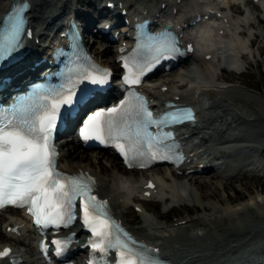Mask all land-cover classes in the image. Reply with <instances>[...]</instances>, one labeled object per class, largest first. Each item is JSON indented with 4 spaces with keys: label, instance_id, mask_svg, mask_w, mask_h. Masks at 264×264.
<instances>
[{
    "label": "bare ground",
    "instance_id": "1",
    "mask_svg": "<svg viewBox=\"0 0 264 264\" xmlns=\"http://www.w3.org/2000/svg\"><path fill=\"white\" fill-rule=\"evenodd\" d=\"M10 1L0 0V14L5 11ZM28 1L30 9L27 14L32 39L43 36V29H48L47 32L50 33L51 28L54 25L57 26L56 20L59 16L65 14L67 8L70 9L69 11L74 10L82 18L84 30H87L91 35L92 28L90 27H95V23L103 20L108 15L107 13L111 12L102 6L104 0H83L82 7L78 8L67 7V2L70 0H65V2L59 5L55 13L44 17L43 13L41 14V9L50 4V2L48 0ZM78 1L75 0V5L76 3L79 4ZM115 1H121V4L124 3L132 16L134 15L132 10L135 9L132 6L133 1H137V5L145 2L146 4L139 5L140 12L146 10L153 13L156 11V14L149 15V17L167 19L169 23L174 25L176 32L180 30L183 37L192 38L195 46V51L189 60L175 71L176 78L181 82L178 87H168V84L164 80H161L157 84L155 79L152 83L149 82V85H151L150 89H146H148V94L155 99L163 100L169 98L177 102L184 101L194 105L197 109V121L195 124L187 130L180 131V135L182 136L180 140L183 147L186 148L193 143L187 152L190 156L197 154L196 159L188 162L192 167L190 173L177 174L172 170H168L158 176V179L154 174L149 173V170L139 171L148 172L149 176H154L155 188L149 191V193L155 194L161 197V199L164 197V203L168 201L178 202V204L184 203L188 200V197H191V191L182 181L176 179L185 177L186 179L189 178V185H193L198 190V198L208 199L209 197H215L217 202L222 203L216 190L212 188L213 181L223 178L227 182H222L230 184L236 182L240 184L247 179H256V177L247 174L248 171V173L250 171L260 172L264 167V164L257 160L252 152H248L252 149V144L255 141L252 135L245 132H252L253 129H255L252 132L253 134L259 132L260 128L257 130L253 127L257 124L255 123L256 117L248 115L247 118V116L234 112L235 108L233 106H235V103L241 104L240 97L245 95L244 92L242 94L241 91L237 90L238 88L235 87L236 85H234L233 81L223 80L217 75L218 72H222L221 67H226L229 70L231 73V77L229 78L231 79L239 75L232 70L239 64V60L234 57L233 53L247 47V44L243 38H239L238 36L245 35V30L243 20L239 18L240 15L236 13L235 7L236 3H242L248 7L251 0H222L220 2H216V0H203L201 3L195 0H179L178 2L176 0H173V2L171 0H160L159 6L155 9L150 8V2H146L145 0ZM253 6L263 8L264 13V0H257V3H254ZM251 7H248L249 11L247 10V15L245 16L248 17H244L245 20H248L251 15ZM205 14H207V18L196 23L193 27L184 24L192 16L194 17V15L202 18ZM216 15L219 16L216 17ZM126 17L128 18V15ZM261 22H263V19H256L257 25ZM246 27L250 28L251 24L248 22ZM119 28L123 30V27ZM97 33L100 32L97 31ZM99 38L100 40L94 39L91 42L92 48L95 47L94 44L100 41L101 43H99L98 48H100V45L102 47L105 45V48L102 49L105 52H110L111 50L109 45H107L106 39L102 36ZM256 38L257 35L253 34L248 39L251 46L253 45L252 41H255ZM113 43L117 44V42ZM29 44L30 49H34V45L31 42ZM114 49H116V46ZM104 51L97 50L96 57L107 64L109 63L108 60L102 58L104 57ZM31 55H33L32 50L29 51L27 58ZM114 55L115 53L113 52ZM206 55L208 56L207 59H205ZM240 57H244L243 54ZM162 86L165 87L164 90H161ZM185 86H188L189 90H180V88ZM192 90H198V95H193ZM251 112L255 116L257 115L254 110ZM238 122H242L243 126L238 128V132L240 133L234 134L232 131ZM263 129L260 131L264 135ZM261 133L260 136L263 138ZM76 141L74 135L71 134L66 137L64 143L59 144L61 152L58 166L68 171L81 169L92 174L96 180L95 187L98 194L101 198L107 199L115 216L125 225L129 222L125 217L128 213L127 206H130V203L137 205L134 210L137 214L140 216L144 215L148 207L143 206L144 202L140 204L137 195L144 190L143 184L145 180L139 183L137 179L132 181L131 176L127 177L126 174H122L123 167L121 168L120 163L114 160L115 157L113 158V155L108 151H106V154H108L106 158L109 160V163H107L111 168L106 167L105 164L104 166L100 165V163L91 165L90 156L85 152L84 148L76 144ZM229 143L233 145L230 149L227 148V151L219 149V147H229L231 145ZM220 156H224L225 158L234 157L238 161V165L232 168L227 175L224 172L215 171L212 165L210 167V164H208L209 158L218 160ZM204 157L208 158L204 160ZM198 168L201 169L200 174L196 171ZM110 169L112 172L108 173ZM178 169H181V167ZM124 171L128 170L124 169ZM128 172L135 171L129 170ZM122 175L126 177L124 178ZM207 189L208 191H206ZM262 191L263 189H260L258 195ZM224 200L228 201L232 200V198L225 196ZM262 203H264V198L262 199L261 196L256 200L249 199L242 202L235 208L228 205L226 208L219 209L210 202L209 209H211V213H206L207 216L193 218L188 221H179L171 227L162 226L159 228L158 224L155 225L150 220H147L145 227H141L138 230L132 229V226L127 227L137 239L146 241L148 245L157 250L160 257L167 259L171 264H264V206H262ZM201 209L204 212L209 211L206 205H201ZM256 209H258L257 212L255 211ZM5 212L16 213L12 209H6L0 213V223L2 226L0 229V245L7 243L14 247L17 246L16 252H19L22 259L21 264H37L29 234L27 239L29 241L27 242L14 237V233L6 231L7 226L14 225V219L18 215H11L12 217L8 218ZM251 213L256 215L255 218L257 220L251 221L248 219ZM18 218L19 228H17L15 233L20 235L26 231V225L22 217L20 218L19 216ZM21 244L24 245V249L19 248Z\"/></svg>",
    "mask_w": 264,
    "mask_h": 264
},
{
    "label": "snow or ice",
    "instance_id": "2",
    "mask_svg": "<svg viewBox=\"0 0 264 264\" xmlns=\"http://www.w3.org/2000/svg\"><path fill=\"white\" fill-rule=\"evenodd\" d=\"M22 28L23 19L18 12L11 30L0 38V60H7L16 51ZM165 50L164 46L156 49L160 54ZM125 66L129 68V74L124 82L129 86L139 84L145 70H150L147 66ZM107 75L86 73L83 78L92 84H104ZM66 92L37 94L0 115V209L9 205L27 207L33 223L39 228L68 227L77 219L76 202L79 199L80 219L92 235L88 243L93 253L100 254L101 260L114 251L116 264H160L111 219L107 203L92 194L94 182L91 178L68 177L55 170L52 132L61 105L71 104L75 95L74 88ZM192 118L190 110H182L153 119L144 98L131 93L116 107L89 115L80 135L85 141L113 144L126 160L143 155L156 159L159 139L149 133L148 128ZM52 243L59 255L68 241L54 240ZM40 247L47 252L43 243ZM9 253L6 248L0 252V257H8ZM90 264L96 262L90 261Z\"/></svg>",
    "mask_w": 264,
    "mask_h": 264
},
{
    "label": "rangeland",
    "instance_id": "3",
    "mask_svg": "<svg viewBox=\"0 0 264 264\" xmlns=\"http://www.w3.org/2000/svg\"><path fill=\"white\" fill-rule=\"evenodd\" d=\"M99 1H101V0H99ZM106 1L107 0H104V2H106ZM146 1L152 2L153 0H146ZM171 1L173 2V0H171ZM178 1L179 0H176V2H178ZM195 1L199 2V3L203 2V0H195ZM220 1H222V0H220ZM48 2H50V4L44 6L41 9V14L43 13L42 15L44 17L49 16L52 13H55L58 10L59 5H61L63 2H65V0H48ZM78 3L79 4L75 5V0H70L69 2H67V7L68 6L69 7L70 6L71 7H73V6L80 7L83 4V0H79ZM135 4H138V2L133 1L132 6H135ZM159 4H160V2H159ZM248 5L252 6L250 8L252 18L249 19V21L251 22V27L250 28L244 27V30L246 33H245V37H243V39H244V41L245 40L247 41V39L249 37H251L252 33L257 35L256 40L252 42V44H253L251 46L252 54H251V56H248L247 58L242 57L243 62H244V65L242 66L243 69L241 70L240 73H237L239 75L236 78H234V79L229 78V77H231V73L227 69H222V72L221 73L218 72L217 75L220 78H222L223 80L233 81L234 85H236L235 87L238 88L237 90L241 91L242 94H243V92L245 94L244 96L240 97V100H241L240 105L238 103L234 104L235 105V106H233L235 108L234 112L238 113L239 115H242V116H247V118H248V115H251V117H254V118L256 117L255 123H257V124H255L256 126H253V127L256 128L257 130L259 128H260V130H262V128H264V23H263L264 20L261 24L257 25L256 19L258 17L264 19V16L260 13L261 12L260 7L253 6L254 4L252 2H249ZM67 10H68V8L66 9V12H67ZM235 10H236V13L239 12L240 16L242 15V10H241L240 6L236 5ZM66 12H65V14H66ZM235 14H234V16L236 17ZM254 15H255V17H254ZM99 43H101V42L99 41L98 43L94 44L95 47H93V48H92V44H91V49L94 50L93 52L95 53V55L97 53V50L104 51L102 48H105L104 47L105 45H103V47L100 45V48H98ZM109 48L112 51L113 45L109 44ZM110 52L104 51V57H102V58L111 59V58H109ZM112 52H114V51H112ZM179 66H181V65H179ZM179 66L177 67V69L179 68ZM175 71H176V69L171 70L168 73H166V75H163V76L157 75L153 79L157 80V84H159L161 82V80H164L168 84V87H178L181 84V82H179V80L176 78ZM153 79H151L150 81H152ZM180 90H189V88H188V86H185V87L180 88ZM196 93H198V90H192L193 95H195ZM195 96H197V95H195ZM200 98H202V97H200ZM204 99H206V98H204ZM237 107H239V108H237ZM252 110H254L255 113H257L256 116H255V114H252V112H251ZM242 126H243V123L238 122V124L235 126V129L232 132H234V133L238 132V128H240ZM257 126H260V127L257 128ZM261 126H262V128H261ZM254 130L255 129H253V131ZM260 130L258 133H255V134L252 133L253 131L252 132L251 131L245 132V133L252 135L253 140L256 142V143L255 142L253 143L252 149H250L248 152H252L254 157L264 164V135H263V133H261L262 131H260ZM260 133H261V135H263V138H261ZM76 144H79V146H80V143L78 141H76ZM85 152L88 153V155L90 156V164L91 165L92 164L97 165L98 163H100V165L104 166V164H105L106 167H110L108 164L109 160H107V158H106L107 157L106 155H108V154H105L104 152H100L97 150H92V149H85ZM114 160H115V158H114ZM121 168H122V166H121ZM122 171H123L122 174H126L127 177L131 176L132 181L133 180L135 181L136 179L138 180L139 177H143V176L145 177L148 174V172L144 173V172H139V171L129 173L128 171H124L123 168H122ZM165 171H166V169L163 168L162 166L154 167V170H153V168L149 169V173L154 174L157 178L161 174H164ZM111 172H112V170L110 169L108 173H111ZM248 172H247V174H250V175L256 177V179L255 178L249 179V180L247 179V180L243 181L244 184L243 183L239 184L236 182L233 184L225 183V182H227V180L223 179V178L219 179L217 181H213L212 188H213V190H216L217 195H218L219 199L222 201V203L217 202V199L215 197H209L208 198L209 200L198 198L197 197L198 190L193 185H191V184H190L191 186L189 185V182H188L189 178L186 179L185 177H179L176 180L182 181L186 185L187 188H190L191 197H188V200H186L184 203H181V204H178V202H172V201L162 203V202H159L156 200L157 197L155 200H152V198H150L151 200H143V201L140 200V204H141V202H144L143 206L148 207V210L145 212L144 215L140 216L139 214H137L134 211V209H131V206H127L128 213L126 214V217H125L127 220H129V222L127 223V226H132L131 227L132 229L138 230L141 227H145L147 224V220H150L155 225L158 224L157 226L159 228H161L162 226L171 227L172 225L177 224L179 221H186V220L188 221V220H191L193 218H199V217L207 216L206 213H208V214H209V212L211 213V209H209V205H210L209 203L210 202L212 205L221 209V208H226V206H228V205L235 208V207H238V205L242 202L248 201L249 199L256 200V199H259L260 196L263 199L264 198V167L260 170V172L259 171H250V173H248ZM254 173H260L261 175L254 174ZM122 177H124V175H122ZM204 180H205V178H204ZM222 181H225V182H222ZM208 185H211V184H208ZM247 185H249V187H247ZM260 189H263V191L261 192V194H259L260 195L259 196L258 193H260ZM206 191H208V189ZM225 196H227L228 198H232V200H228V201L226 200L225 201L224 200ZM159 198L161 199V197H159ZM201 205H206V207H208L209 211L204 212L201 209ZM262 206H264V203H262ZM169 207H170V209H168ZM122 209H126V208H122ZM257 210L258 209H256L255 211L257 212ZM255 217H256V215L251 213L248 219L251 221H253V220L255 221V220H257V218H255ZM1 227L2 226L0 223V229H1ZM147 230H148V227H147ZM27 233L28 232L25 231L24 234L21 236L22 241H27V242L29 241V240H27L28 239ZM19 248L24 249L25 247H24V245L21 244V245H19ZM81 257H83V255H81ZM75 258H76L77 262L80 261L79 255H75Z\"/></svg>",
    "mask_w": 264,
    "mask_h": 264
}]
</instances>
